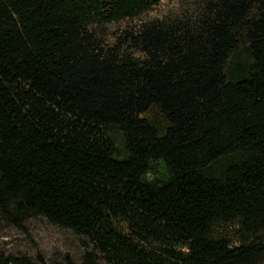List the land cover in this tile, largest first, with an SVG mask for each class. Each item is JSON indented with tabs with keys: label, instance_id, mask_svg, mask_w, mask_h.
<instances>
[{
	"label": "trees",
	"instance_id": "16d2710c",
	"mask_svg": "<svg viewBox=\"0 0 264 264\" xmlns=\"http://www.w3.org/2000/svg\"><path fill=\"white\" fill-rule=\"evenodd\" d=\"M158 1L0 0V214L92 264H264V0L99 35Z\"/></svg>",
	"mask_w": 264,
	"mask_h": 264
},
{
	"label": "rangeland",
	"instance_id": "374dc122",
	"mask_svg": "<svg viewBox=\"0 0 264 264\" xmlns=\"http://www.w3.org/2000/svg\"><path fill=\"white\" fill-rule=\"evenodd\" d=\"M192 1L159 0L138 18L101 24L98 33L111 44L142 21L177 12ZM117 138L120 144V136ZM238 228L234 223L217 226L220 234L227 235L235 243L238 242ZM89 243L84 235L53 223L40 214L32 215L20 224L12 223L0 214V264H4L7 257L18 258V264H92L88 260V253L93 250ZM97 264L107 263L98 261Z\"/></svg>",
	"mask_w": 264,
	"mask_h": 264
}]
</instances>
